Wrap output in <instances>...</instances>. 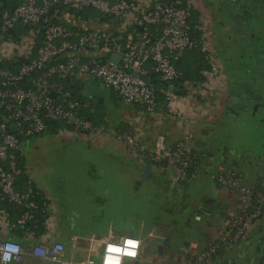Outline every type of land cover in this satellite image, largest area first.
Masks as SVG:
<instances>
[{"label": "built area", "instance_id": "2783aa9c", "mask_svg": "<svg viewBox=\"0 0 264 264\" xmlns=\"http://www.w3.org/2000/svg\"><path fill=\"white\" fill-rule=\"evenodd\" d=\"M85 9L117 20V29L74 23L80 18L75 14ZM192 9V2L187 0L184 4L181 0H18L9 6L0 0V199L24 207V219L31 218L30 210L37 207L31 190L15 189L22 138L48 132L56 123L64 125L57 129L60 133L91 137L110 134L105 124L94 123L87 116L89 100L73 95L69 83L74 78H94L123 103L146 114L163 110L184 128L197 86H206L211 73L199 85L185 83V93L180 95L174 89L179 77L174 61L200 45L208 53L213 70L219 64L206 37V20L198 16L195 26L190 24ZM195 28L200 39L192 36ZM114 53L120 56L117 63L110 59ZM152 72L165 86L152 82ZM51 91H55L54 97ZM10 125L16 126L15 131ZM112 136L124 146L128 157L143 164L153 167L165 160L177 181L188 182L195 174L197 159L187 131L172 142L163 132L157 133L151 148L131 129L117 130ZM216 178L237 192L238 203L223 231L199 254L205 261L219 244L243 235L264 213V188L242 184L232 174ZM0 213L6 214L3 209ZM129 240L139 242L134 258L125 254L132 248ZM92 241L97 242L94 248ZM142 246L140 237L110 234L102 239L89 238L85 255L78 259L63 256L64 243L57 240L39 242L28 251L52 264H95L96 257L98 264H105L108 258L126 264L140 257ZM109 247L120 251H109ZM24 253L17 241L0 239L1 263L17 262ZM5 254L10 259L4 260Z\"/></svg>", "mask_w": 264, "mask_h": 264}, {"label": "crops", "instance_id": "0c3cea01", "mask_svg": "<svg viewBox=\"0 0 264 264\" xmlns=\"http://www.w3.org/2000/svg\"><path fill=\"white\" fill-rule=\"evenodd\" d=\"M6 2L12 3L8 0ZM257 5L258 3L256 0H243L235 11L238 19L237 22H234V24L237 26L241 22L242 18L246 17L245 14L255 11ZM69 21L72 22V18H69ZM226 21H228V19ZM74 23H86L88 26L109 31H115L118 25L117 20L102 15L101 18L95 17L89 21H83L79 18L74 20ZM258 23H261V19L258 20ZM235 28L239 34L241 33L243 35V38H247L250 34H254L255 31L254 27L243 28L237 26ZM210 73L207 85L197 86V93L193 96V108L189 113V122L186 126H184V128L179 127L176 121L164 113L163 110L153 114H146L143 110L120 101V99L117 98L116 95L110 89L106 88L100 81L94 78H85V85L95 81L98 91H90V95H88V97L80 98L89 100L90 105L87 109V113L90 116H92L98 108H101V114L99 113V115H101L99 117L100 122L107 126L110 134H100L91 137L70 131H63L62 133L59 131H53L21 139L19 158H21L22 176L17 178L15 189L19 192H25L28 190H34L37 192L41 200L44 202V209L47 214L43 221L42 230L39 231V228L36 229V226H31L29 223L23 225V223L28 222L30 218L24 219V213L21 214V216L18 215L19 212L15 210L16 208L14 205L8 202H5V204L8 205L6 208L0 205V209H3L6 213H0V239H11L17 241L25 251L21 260L10 263L0 262V264H52L48 260L31 255L28 251L35 244L44 241L47 243L54 240L63 242V256L78 259L85 255L86 247L88 246L89 238L91 237L102 239L108 237L110 234L115 237L122 235L140 238L143 237V222L139 221L138 223L139 217H137L141 208L137 209L134 207L131 208L134 224H126L124 222L126 214L124 217H122L123 214H119L115 217V219L112 217L109 218L111 214H108V217H106V219L109 218L108 221L100 223L99 227H90L86 232L74 230L65 232L63 229H58L56 225L58 220L57 214L63 205H69L67 202L68 198L60 197V190L58 196L57 193H53V191H51L52 188L36 181L34 176L31 174V165L26 163L25 154L22 152V149H27L29 146L42 144L48 136L52 138L51 140L57 141L56 139H58L61 142L68 143L70 146H83L92 152L94 154L93 156H100L104 165L113 164L118 165L121 168L123 166H128L130 170L136 174L132 176L133 180L140 177L143 163L138 161L136 158L127 156L124 146L121 143H118L112 136V133L117 130L131 129L137 139L144 143L147 148H151L153 146L154 138L157 133L163 132L167 137V141L172 142L179 139L183 131H187L191 139V146L196 155L197 166L203 163L206 168H208L209 165H212V160L210 158L212 152H218L221 147H224V150H226L227 147L224 145L225 141L226 139L233 137L234 133L239 136L240 134L246 132V130L253 132V127H256L257 134L259 135L261 142H264L263 138H261L264 135V86L251 89L252 99L253 96L256 95L257 99L260 100V103H255V100L248 99V94L243 87L232 84L226 86L224 84V76L220 64H218V69L212 70ZM74 90L72 91L73 95ZM106 91L110 93L107 102L105 98ZM89 96L97 99L94 106L91 104ZM256 117L259 118L258 122H256L257 119L255 120ZM224 157L228 159L227 156ZM224 162H221L222 165H219L217 170L214 171L216 172L215 174L210 175L211 179L215 182V187L212 186L215 194H213V198L211 200L208 199L206 202L213 207L214 211L205 214L207 215L205 217L210 218V221H214L212 223V227H208L209 229L207 228V230H211V232H204V234L201 233V236L198 238L191 237L190 244L188 246L185 245L187 250L192 248H195L196 250H205L216 238V236L223 231L234 206L238 203L237 192L228 188L223 182L219 181L216 178L218 175L232 174L239 180L240 183L245 185H254L249 183V181L244 180V178H241L240 175L245 173V166L242 163L241 166L238 167V164L235 161H232V164ZM86 166V170L91 169L93 172L97 173L94 167L95 164L90 159H86ZM197 166L195 174L190 180L198 176V171L200 170ZM236 167L239 169V171H237V175L234 173ZM152 171L156 176L151 177L148 180L150 181L149 183L151 184V187H153V189H150V192L154 191L157 186H163L162 183L167 181L170 186H164L166 188V193H168L166 195H171V192H173V190L175 192V189H177L176 191H178V189L181 191V194L179 191L178 198L183 195L184 199L182 198L181 200L182 206L180 208L181 216H186L187 219H193L196 213L202 212L201 207L205 204V201H190L188 199L186 190L191 181L184 183L175 180L169 169L166 166H163L162 163L153 166ZM165 171L167 172L166 176L164 174L162 175ZM102 178L103 176L101 174V179ZM154 179L158 181L157 184L152 182ZM86 180L87 178L80 181L81 187L77 186L80 191L75 194V197L77 202L76 206H78L77 211L83 213L85 217L88 216L89 218L93 212L90 211L91 208L88 206L90 201L87 200L89 198L87 192L92 184L87 185L88 182ZM69 188L72 187L68 186L67 189ZM123 188L126 190L125 187ZM110 191L112 197L117 198L113 189ZM206 198L208 197H205L203 200ZM74 203L75 202H72V204ZM93 209H95V207ZM124 210H126V206ZM124 213H127V211H124ZM121 220H123L122 223L120 222ZM258 221H264V213L257 220V222ZM138 224L139 231L137 228ZM169 225L170 224H168V222H163L164 228H170ZM205 225L206 224L201 223L199 224V228H203ZM209 225L211 226V223H209ZM253 226H256V224H253ZM163 230L164 229H162V231ZM73 241L75 242V245H73ZM92 244L94 248L97 245V242L92 241ZM152 252L153 249H148V246L146 247V242L144 241L140 257L135 261H127L126 264L128 262L131 264H142L143 262H146V264H154L152 262ZM185 258L186 257L178 259L174 257L168 260L171 264H179V260L182 259V262H184ZM95 259V264H98V258L96 257Z\"/></svg>", "mask_w": 264, "mask_h": 264}, {"label": "flooded vegetation", "instance_id": "af4514ba", "mask_svg": "<svg viewBox=\"0 0 264 264\" xmlns=\"http://www.w3.org/2000/svg\"><path fill=\"white\" fill-rule=\"evenodd\" d=\"M192 1L195 5H193V9L198 13V16H202L206 20V37L221 66L224 84L226 86L232 84L243 87L248 94L249 100H255V103H260L256 95L252 99L251 89L264 86V10L260 12H255V10L245 14L246 17L242 18L237 26L243 28L254 27L255 31L254 34L243 38V35L238 33L235 28L237 26L234 24L238 19L235 12L237 10L236 6L231 7V5L219 0ZM207 18L211 23L208 22ZM227 19L228 21H226ZM260 19L261 23H258ZM258 119L257 117L255 118L256 122L259 121ZM253 129L257 132L256 127H253ZM163 174L166 176L167 172L165 171ZM97 175L91 169L87 170V185L92 184L87 192L89 195L87 200L90 201L88 206L91 208L90 211L93 212L89 218L101 222L103 219H98V215L100 214L102 218H105L107 214L106 212H99L111 207V203H115V199L110 193L111 189L105 184L101 183L100 188L95 186L93 183L94 179L95 181L101 179V175ZM155 176L153 174L152 177ZM152 182L158 183L155 179ZM162 184L163 186H157L154 191L150 192V197L157 199L163 196L166 203L165 206L164 204L162 205L163 209L159 208L147 215L141 210L137 214V217H139L138 223L142 221L143 227L145 224L149 227L147 235L142 238L151 242V248L153 249L152 262L154 264H171L168 259L174 257L178 259L186 257L184 262H182V259L179 260V264H249L251 256H258L264 251V221L257 222L258 218L254 223L256 226L252 225L243 235L234 240L219 244L214 252L210 254L208 261L201 260L199 254L203 249L196 250L192 248L187 250L185 245L188 246L190 244L191 237L198 238L201 236V233L211 232L207 228H211L214 221H210V218L205 217L207 216L205 214L214 211L213 207L206 202L201 207L202 212L196 213L193 219H187L185 216H181V214L176 215L180 222L183 218L182 222L184 223L176 227L177 218H172L170 215L167 216V213L172 212L170 204H173L176 209L181 208L183 195L178 198L179 189L178 191L175 189L176 193L173 190L171 195H166L168 193H166L165 187L170 186V184L167 181H164ZM94 207L95 209H93ZM124 211H127V213L120 211L119 213L111 214V217L113 218L118 214H123L122 217H124L126 214L127 222L134 224L131 209ZM145 220H147V223H145ZM120 222L122 223L123 220ZM163 222H168L170 228H164ZM201 223L206 225L203 228H199V224ZM209 223H211V226ZM162 229L164 230L162 231ZM180 232L181 234H179ZM142 264H146V262ZM256 264H261V260L257 261Z\"/></svg>", "mask_w": 264, "mask_h": 264}, {"label": "rangeland", "instance_id": "374dc122", "mask_svg": "<svg viewBox=\"0 0 264 264\" xmlns=\"http://www.w3.org/2000/svg\"><path fill=\"white\" fill-rule=\"evenodd\" d=\"M187 1H190L193 4L192 0ZM207 20L211 23L208 18ZM96 90L97 86L95 81H93L86 85L85 90H74V95L78 98H86L90 95V91L96 92ZM109 95L110 93L106 91V102L108 101ZM100 112L101 108H98L92 115L100 117ZM46 138L47 139L43 141L42 144L29 146L27 149H22V152L25 154L26 163L31 165V174L34 176L36 181L52 188L51 191H53V193H57L58 196L60 190V197L68 198L67 202L69 205H63L57 214L58 220L56 225L58 229H63L65 232L73 230L86 232L88 228L94 226L99 227L100 223L108 221L111 217L110 215L109 218L106 219V217L102 218L99 214L98 219H103L99 222V220H92L91 218H88V216L85 217L83 213L77 211L78 206H76L77 202L75 194L80 191L77 187H81L80 181L87 177L86 159H90L94 162V167L98 174L97 176H100L101 174L103 176L102 179H97L96 181L94 179L93 183L95 186L100 188L101 183L103 185L105 184L108 188L113 189L117 197L114 198L115 203H111V207H108L109 209L107 208L106 210L104 207L105 209L101 212H106L107 215L115 214L116 212L119 213L120 211L124 213V208L126 206V209H131L133 207L137 209L141 208V210H143L147 215L151 214L153 211L155 212L159 208L163 209V204L164 206L166 205L163 196L157 199L150 197V189H153L149 183L150 181H147V183L141 184L136 188V179H132V176L136 174H134L128 166H123L121 168L118 165L113 164L104 165L100 156H93L94 154L83 146H70L68 143L61 142L58 139L55 141L51 140L52 138L49 136ZM261 143V139L255 130L253 132L246 130V132L240 134L239 136L234 133L233 137L226 139L224 144L227 147L226 150H224V147H221L218 152H212L210 157L212 165H209L208 168H206L203 163L197 166L200 170L198 171V176L190 180L191 182L186 190L188 199L190 201H205V203L208 199L211 200L213 198V194H215V191L213 190L215 182L211 179L210 175L216 173L214 171L217 170L219 165H222L221 162H224L226 159L224 163L232 164V161H235L239 167L241 166V163L243 164V160L247 158L256 159L259 151L257 147ZM224 156H227L228 159ZM238 167L235 169H238ZM68 186L72 188L67 189ZM123 187H125L126 190ZM205 197L208 198L203 200ZM70 200L75 203L72 204ZM170 208L172 209V212H165L167 213V216L170 215L172 218H175L176 215H180V207L176 209L173 204H170ZM116 216L117 215H115L113 219H115ZM182 221L183 218L181 219V222L177 218L176 227L184 224ZM124 222L128 224L126 219ZM145 223H147V220H145ZM147 232L148 227L145 224L142 228V236H146ZM179 234H181V232ZM144 241L146 242V247L148 246V249H151V242L147 241V239H143V243ZM127 264L131 263L128 262Z\"/></svg>", "mask_w": 264, "mask_h": 264}, {"label": "trees", "instance_id": "16d2710c", "mask_svg": "<svg viewBox=\"0 0 264 264\" xmlns=\"http://www.w3.org/2000/svg\"><path fill=\"white\" fill-rule=\"evenodd\" d=\"M7 1V0H6ZM9 2L16 3L18 0H8ZM115 1V0H110ZM182 4L185 3V0H181ZM10 3L6 2V6H9ZM75 14V13H74ZM75 15H78L81 19L86 20L88 18H101V15L94 9H85L80 12H77ZM198 20V13L192 9L190 24L194 27ZM24 30V27H23ZM129 30V28L127 29ZM192 36L196 39H200V32L197 29H194ZM175 68L179 72V77L174 81V89L176 93L183 95L185 93L184 84L190 83L193 85H199L200 83H204L207 80V74L213 70L212 63L210 62L209 55L206 51L201 49L200 45H197L191 49L186 50L182 56H180L177 60L174 61ZM150 78L152 82L157 86H165L160 80H158L155 73H151ZM70 88V87H69ZM72 91L74 88H70ZM83 99V98H81ZM137 107V106H135ZM138 108V107H137ZM87 116L93 120L94 123H101L99 117L90 116L87 113ZM64 127L62 123L53 124L48 132L57 131L59 127ZM18 166L20 168V174L18 177L22 176V168H21V158L18 160ZM33 196L32 200L36 203L37 207L33 210H30L32 217L28 222H24L23 225L29 223L31 226H36V229L39 228V231L42 230L43 221L46 217L47 212L44 209V202L39 197V194L32 190ZM10 203V202H8ZM0 205L3 207H7L5 201L0 199ZM13 205V204H12ZM15 210L18 211V215L25 213L27 210L24 207H16Z\"/></svg>", "mask_w": 264, "mask_h": 264}, {"label": "water", "instance_id": "95a60500", "mask_svg": "<svg viewBox=\"0 0 264 264\" xmlns=\"http://www.w3.org/2000/svg\"><path fill=\"white\" fill-rule=\"evenodd\" d=\"M225 2V4L231 5V7L236 6L238 7L243 0H219ZM258 3L257 7L255 8V12H260L264 10V0H256ZM52 10V8L50 9ZM124 52V50L122 51ZM119 54L114 53L110 56L111 61L117 63L119 60ZM142 79H145V76H140ZM86 81L83 78H74L72 82L69 83V87L79 90H85L86 88ZM50 95L52 97L55 96V91H51ZM91 100V104L94 106L97 99L95 97L89 96ZM239 107V106H237ZM241 108V107H239ZM10 129L12 131H15L16 126L10 125ZM264 137V136H262ZM258 154L256 159H245L243 160V165L245 166V173L241 174V178H244V180L249 181V183L257 185L259 187H264V142L258 145ZM255 152V151H254ZM163 166L166 165L165 160H162ZM235 174L237 175V171L239 169L234 170ZM153 176L152 166L150 163H144L143 168L140 174V177L135 180L136 188L137 186L147 183V181ZM7 202V200H4ZM261 260V264H264V251L259 254L258 256H251V260L249 261V264H256L257 261Z\"/></svg>", "mask_w": 264, "mask_h": 264}, {"label": "clouds", "instance_id": "9594fccd", "mask_svg": "<svg viewBox=\"0 0 264 264\" xmlns=\"http://www.w3.org/2000/svg\"><path fill=\"white\" fill-rule=\"evenodd\" d=\"M129 242H131V243H129ZM127 243L129 245H131L132 248H131V250H127L125 254L127 256H129V257H133L134 258L137 255V253L135 251V248L138 247V243L139 242L138 241H131V240H129V241H127ZM114 249H119V248H111V247H109V251H114ZM12 250L14 251L15 249H12ZM3 259L4 260H8V259H10V256L8 254H5V256L3 257ZM105 264H120V261H119V259L113 260L111 258H108L106 260Z\"/></svg>", "mask_w": 264, "mask_h": 264}, {"label": "snow or ice", "instance_id": "6c2138e0", "mask_svg": "<svg viewBox=\"0 0 264 264\" xmlns=\"http://www.w3.org/2000/svg\"><path fill=\"white\" fill-rule=\"evenodd\" d=\"M129 243H131V242H129ZM114 251H117V252H119V251H120V249H114Z\"/></svg>", "mask_w": 264, "mask_h": 264}]
</instances>
